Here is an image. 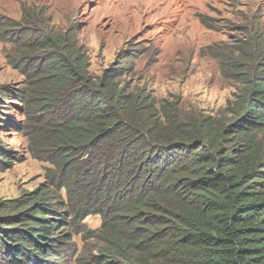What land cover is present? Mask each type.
I'll return each mask as SVG.
<instances>
[{"label":"trees","instance_id":"1","mask_svg":"<svg viewBox=\"0 0 264 264\" xmlns=\"http://www.w3.org/2000/svg\"><path fill=\"white\" fill-rule=\"evenodd\" d=\"M74 32L39 35L35 44L45 54L31 58L21 97L30 110L51 114H36L32 124L44 129L35 136L67 176L60 186L73 190L85 174L88 195L73 212L40 202L6 217L5 264H31L35 253L67 264L47 242L60 243L58 228L77 227L91 214L101 218L93 236L104 246L88 264H264V144L257 138L264 76L255 70L254 48L235 51L232 61L219 58L241 86L231 115L216 122L126 93L121 66L92 79Z\"/></svg>","mask_w":264,"mask_h":264},{"label":"rangeland","instance_id":"2","mask_svg":"<svg viewBox=\"0 0 264 264\" xmlns=\"http://www.w3.org/2000/svg\"><path fill=\"white\" fill-rule=\"evenodd\" d=\"M71 27L92 79L109 66H121L126 93L153 97L158 107L166 101L187 119L217 122L231 115L241 85L220 59L232 61L235 51L253 47L255 70L264 76V0H0L1 236L5 219L11 222L10 215L36 208L34 203L46 202L51 209L65 203L73 212L81 195H88L85 174L73 190L60 186L67 176L35 136L44 129L33 125L36 114H51L30 110L21 97L31 58L45 54L40 42L35 44L39 35H62ZM257 133L264 144V126ZM100 223L97 214L83 216L77 227L57 229L60 243H47L67 264H88L104 246L93 236ZM4 258L0 250V264ZM44 258L51 260L35 253L30 263L49 264Z\"/></svg>","mask_w":264,"mask_h":264}]
</instances>
